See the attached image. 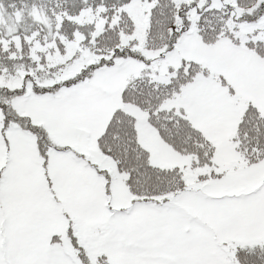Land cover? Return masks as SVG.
<instances>
[{
    "label": "snow or ice",
    "instance_id": "snow-or-ice-1",
    "mask_svg": "<svg viewBox=\"0 0 264 264\" xmlns=\"http://www.w3.org/2000/svg\"><path fill=\"white\" fill-rule=\"evenodd\" d=\"M0 264H264V0H0Z\"/></svg>",
    "mask_w": 264,
    "mask_h": 264
}]
</instances>
